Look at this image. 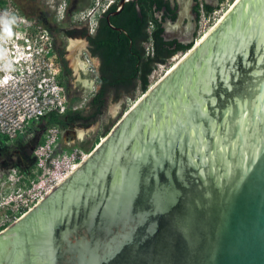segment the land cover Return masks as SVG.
I'll return each instance as SVG.
<instances>
[{
    "label": "water",
    "instance_id": "95a60500",
    "mask_svg": "<svg viewBox=\"0 0 264 264\" xmlns=\"http://www.w3.org/2000/svg\"><path fill=\"white\" fill-rule=\"evenodd\" d=\"M128 1L139 0H121L109 24ZM180 3L176 25L188 18L195 32ZM0 264H264V0H237L1 231Z\"/></svg>",
    "mask_w": 264,
    "mask_h": 264
},
{
    "label": "rangeland",
    "instance_id": "374dc122",
    "mask_svg": "<svg viewBox=\"0 0 264 264\" xmlns=\"http://www.w3.org/2000/svg\"><path fill=\"white\" fill-rule=\"evenodd\" d=\"M117 2L119 0H18L17 6L12 0H3L0 4V26L8 29V35L13 39L16 30L24 37L28 33L32 34L33 40L39 44L45 43L48 37L46 44L52 48L51 58L59 70V81L68 97V107L83 109L99 89L96 69L98 62L89 59L87 42L83 36L67 37L62 30L83 26H87L90 31L95 29L97 20L104 10ZM231 4L225 5L224 11L219 13L218 17L228 12ZM211 26L206 27L201 33L198 32L197 27V38L199 39ZM180 30L181 26L175 24L171 31ZM39 32H44V39L37 37ZM194 34L195 32L193 36ZM73 39L76 41H72ZM0 45L5 48V43L0 41ZM59 54H62L64 59L60 58ZM174 58H171L167 64L155 68L150 76L151 85L174 63ZM62 62L65 64V72ZM141 96V92L138 91L133 97L125 95L117 101L110 98L104 115L90 127L77 125L67 130L60 129V140L55 155L70 154L75 149L85 155L90 154L101 143L104 133L109 128L115 127ZM51 127L53 126L45 127L40 122L31 123L23 137L14 142H9L5 136L0 137V233L19 216H13V212L8 209V200L5 199L10 195L13 198L18 196L20 190L30 187L31 183L34 185L41 183L43 176V171L37 168L34 152L29 155L31 160L28 166L21 163V157L15 152L19 148L25 149L29 144L35 145L36 149L44 142L46 132ZM14 170L22 176L21 181L17 184L6 182Z\"/></svg>",
    "mask_w": 264,
    "mask_h": 264
},
{
    "label": "built area",
    "instance_id": "2783aa9c",
    "mask_svg": "<svg viewBox=\"0 0 264 264\" xmlns=\"http://www.w3.org/2000/svg\"><path fill=\"white\" fill-rule=\"evenodd\" d=\"M229 3L232 0H223L220 9L218 7L207 14L201 0L198 32L219 21V13ZM8 33V29L0 26V41L5 43V48L0 45V137L5 136L9 142H14L20 139L29 124L39 123L51 112L64 114L69 107L65 89L59 81V70L51 58L52 48L46 44L48 37L45 43L39 44L33 40L32 34L24 37L16 30L13 39ZM37 37L44 39V32H39ZM145 48L146 54L153 56L152 43H146ZM60 133V128L51 127L44 142L34 150L37 168L43 171L41 183H31L30 187L20 190L18 196L13 198L10 195L5 199L13 216L19 215L8 227L37 207L64 177L76 170L77 164L81 165L85 157L90 156L91 153L85 155L78 149L70 154L55 155ZM21 179L20 173L14 170L6 182L17 184Z\"/></svg>",
    "mask_w": 264,
    "mask_h": 264
},
{
    "label": "trees",
    "instance_id": "16d2710c",
    "mask_svg": "<svg viewBox=\"0 0 264 264\" xmlns=\"http://www.w3.org/2000/svg\"><path fill=\"white\" fill-rule=\"evenodd\" d=\"M200 1L197 0V21ZM202 1L207 14L219 7ZM222 1L220 0V4ZM167 8L171 9L164 0L128 1L117 16L110 17L111 26L121 28L126 33L115 31L105 19L99 20L97 33L90 38L92 49L101 61L97 70L99 89L83 109L70 106L64 114L51 112L40 123L45 127L56 126L61 130L77 125L88 128L104 115L110 98L117 101L125 95L133 97L138 91L142 95L147 93L151 86L150 76L155 68L167 64L178 54L190 51L197 39V30L189 43H182L177 38H166L164 22L167 16L159 18L157 13ZM117 9L116 4L109 6V11L115 12ZM175 15L173 13L171 16L173 21L176 19ZM148 42L152 43L153 56L146 54L145 44ZM59 56L61 58L63 55ZM62 65L65 68L63 62ZM113 127L104 133L103 138Z\"/></svg>",
    "mask_w": 264,
    "mask_h": 264
},
{
    "label": "flooded vegetation",
    "instance_id": "af4514ba",
    "mask_svg": "<svg viewBox=\"0 0 264 264\" xmlns=\"http://www.w3.org/2000/svg\"><path fill=\"white\" fill-rule=\"evenodd\" d=\"M2 1L3 0H0V4L2 3ZM12 1L14 2L15 5L18 6V3H17L18 0H12ZM149 1L153 2L154 0H149ZM164 1L170 5V7H171L170 10L172 12L170 10H168V8H167L164 11L162 10V11H160V13H157V17L162 18L164 15L167 16V20L164 22L166 38H168V39L177 38L182 43H189L194 37L193 36L194 29L189 26L188 18H185V21H184L180 31H174V32L171 31L173 29V26L175 24H177V21H178L179 16H180V10H181L180 0H164ZM204 1H206L209 5L214 6V7L220 5V0H204ZM120 2H121V0H119V2L114 3V4L119 6ZM190 2H191L190 3V5H191L190 9L192 11L193 16H195V15L197 16V10H196L197 9V0H190ZM112 13H114V11H109V7L107 8V10H104V12L100 15V17L97 20L96 28L91 30V31L89 30V28L87 26L73 27L69 30H65V29L62 30V32L67 35V37H74V36L80 35V36H83L85 38V40L87 42V53H88L89 59L92 62H94V61L98 62V67H96L97 70L99 69V67L101 65V61H100V58L95 55V52L92 49L90 38L93 37L97 33L96 30H97V27L99 24V20L105 19L106 22L108 23L107 17L109 15H111ZM173 13L176 14L175 15L176 16L175 21H173V18L171 17L173 15ZM194 21L195 20H193V22ZM72 41H76V40L73 39ZM61 58L64 59V56H62ZM65 71H66V68L63 67V72H65ZM33 147H35V145L29 144V145H27V147L25 149L19 148L16 150L15 154L17 156L21 157V163L23 165H26V166L29 165L30 160H31L29 158V155L31 154Z\"/></svg>",
    "mask_w": 264,
    "mask_h": 264
},
{
    "label": "bare ground",
    "instance_id": "6f19581e",
    "mask_svg": "<svg viewBox=\"0 0 264 264\" xmlns=\"http://www.w3.org/2000/svg\"><path fill=\"white\" fill-rule=\"evenodd\" d=\"M236 2H237V0L234 2H232V4L230 5V9H228V12L234 7V5L236 4ZM228 12H226V13H224V15L222 16L221 15V17H220V20L218 21H216V23L213 25V26H211V28L209 29V30H207L198 40H197V42H195V44H196V46H197V44L201 41V40H203L218 24H219V22L224 18V16L228 13ZM195 46V45H194ZM71 49H73V47H71ZM189 52V51H188ZM182 55V56H181ZM181 55H177V56H181V57H175L174 59H173V64L166 70V72L157 80V81H155L151 86H150V89H152V88H154L167 74H169L183 59H184V57L186 56V53H183V54H181ZM77 68H78V66H77ZM149 89V90H150ZM144 95L145 94H143L139 99H138V101L137 102H139L143 97H144ZM136 102V103H137ZM135 103V104H136ZM134 104V105H135ZM134 105H133V107H134ZM129 112V110L126 112V114ZM104 139L105 138H103L102 139V141H104ZM88 157L86 156L85 157V159H84V161L87 159ZM80 165L78 164V165H76V167L74 168V170L75 169H77L78 167H79ZM68 175H70V173L68 174ZM68 175L66 176V177H64L62 180H61V182L62 181H64L67 177H68ZM60 182V183H61Z\"/></svg>",
    "mask_w": 264,
    "mask_h": 264
},
{
    "label": "crops",
    "instance_id": "0c3cea01",
    "mask_svg": "<svg viewBox=\"0 0 264 264\" xmlns=\"http://www.w3.org/2000/svg\"><path fill=\"white\" fill-rule=\"evenodd\" d=\"M24 135V134H23ZM23 135L21 137H23Z\"/></svg>",
    "mask_w": 264,
    "mask_h": 264
}]
</instances>
